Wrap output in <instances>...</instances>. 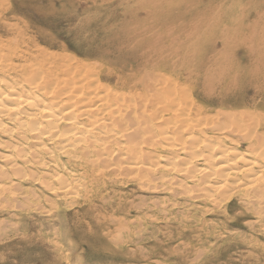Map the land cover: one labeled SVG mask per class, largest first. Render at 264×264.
<instances>
[{
	"label": "bare ground",
	"instance_id": "obj_1",
	"mask_svg": "<svg viewBox=\"0 0 264 264\" xmlns=\"http://www.w3.org/2000/svg\"><path fill=\"white\" fill-rule=\"evenodd\" d=\"M6 26L14 36L0 38V179L34 174L52 207L76 198L96 219L110 215L113 229L106 223L102 230L111 233H137L148 217L191 223L184 217L199 209L223 211L231 222L245 219L242 211L231 214L234 197L264 229V113L211 99L225 76L233 79L224 81L229 89L240 85L238 78L241 87L264 85V43L248 45L246 66L223 56L231 49L226 41L223 50L197 55L196 43L179 42L175 31L167 44L165 34L148 40L138 31L127 44L131 54L121 55L119 42L110 64L107 54L90 60L91 54L56 53L27 37L23 26ZM15 182L0 190L4 204L19 201L21 182ZM126 183L134 195L113 201L103 194ZM98 198L103 208H96ZM142 213L148 219H130Z\"/></svg>",
	"mask_w": 264,
	"mask_h": 264
},
{
	"label": "rangeland",
	"instance_id": "obj_2",
	"mask_svg": "<svg viewBox=\"0 0 264 264\" xmlns=\"http://www.w3.org/2000/svg\"><path fill=\"white\" fill-rule=\"evenodd\" d=\"M0 14V38L14 36L6 23L14 24L12 29H17L19 24L25 27L19 26L25 35L53 52H69L80 58L91 54L90 60L103 53L107 54L110 64L119 56L114 48L119 42L123 47L121 55L131 54L127 44L135 38L132 32L138 31L146 36L149 34L148 40L165 34V44L176 34L179 42L184 39V42L196 43L197 55H207L213 49L223 50L226 41L231 49L223 56H234L246 66L251 64L248 45L258 47L264 43V0H0ZM256 22L259 24L255 25ZM172 31L175 33L170 34ZM188 31L191 36L187 37ZM119 34L121 40L117 37ZM225 80L231 82L233 79L225 76L216 85L213 101L225 102L228 109L264 113V85L241 87L243 81L238 78L240 85L229 89ZM235 100L242 104L229 107ZM29 174L22 179L18 175L0 179L1 191L13 188L15 181L21 182L16 191L19 201L4 193L13 202L8 205L0 197V264H264L263 223L255 222L254 215L241 206L236 197L231 199L229 210L234 215L242 211L245 219L231 222L233 219H225L223 211L203 214L199 209L197 215L192 212L195 217H184L191 223L173 217L151 222V217L145 213L144 218L142 213L130 219L150 218L148 221L152 224L147 221L148 224L140 226L141 231L123 235L102 230L104 226L107 228L106 223L113 229L110 215L98 220L86 209L87 204L83 206L84 202L76 198L69 206L62 200L58 208L52 207L53 199L47 200L49 193L46 194L48 189L44 188L42 180L32 178L34 174L30 178ZM21 188L25 189L21 191ZM39 191L41 193H37ZM105 192L116 201L120 194L134 195L136 188L126 183L110 186L103 194ZM39 195L41 199H37ZM25 196L30 197L28 202L27 199L21 201ZM96 201V208H103L100 198ZM187 229L191 230L188 237L185 235ZM190 244L193 246L189 247Z\"/></svg>",
	"mask_w": 264,
	"mask_h": 264
}]
</instances>
